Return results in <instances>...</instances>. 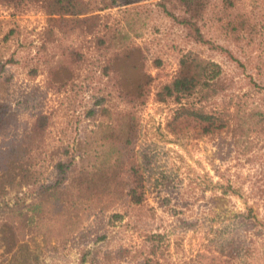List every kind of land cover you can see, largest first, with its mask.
Masks as SVG:
<instances>
[{"label":"rangeland","instance_id":"1","mask_svg":"<svg viewBox=\"0 0 264 264\" xmlns=\"http://www.w3.org/2000/svg\"><path fill=\"white\" fill-rule=\"evenodd\" d=\"M47 2L0 0V101L10 114L0 127V151L8 152L3 141L27 135V129L37 134L30 128L37 122L32 114L49 116L33 144L30 181L0 155V212L15 209L28 218L27 205L44 199L38 188L51 181L55 163L66 155L77 170L73 184L54 191L55 210L38 228H56L55 212L60 217L69 207L80 210L72 199L81 192L100 193L95 185L102 176L83 166L94 160L80 157L99 118L85 114L102 94L116 102L113 114L129 111L113 90L108 94L99 65L97 37L109 44L112 34L121 33L141 49L151 78L143 104L133 111L140 203L119 197L106 210L89 205V215L65 241L53 236L60 232L33 230L16 259L0 249V264H264V0H205L188 11L178 0H116L72 27L58 23L62 17L50 15ZM189 11L197 14L190 26L181 23ZM92 16L100 20L92 22ZM64 49L79 57L77 64L57 65ZM186 54L221 69L216 93L197 89L180 103L191 113L211 115L212 126L181 114L174 99L156 101ZM254 110L263 116L261 125L240 135L247 129L238 119ZM81 181L79 192L74 185Z\"/></svg>","mask_w":264,"mask_h":264},{"label":"trees","instance_id":"2","mask_svg":"<svg viewBox=\"0 0 264 264\" xmlns=\"http://www.w3.org/2000/svg\"><path fill=\"white\" fill-rule=\"evenodd\" d=\"M115 1L111 0L110 4L105 2L99 4L98 2H85L83 0H48L46 5L50 15L62 17L57 21L58 23L61 22L64 23L63 26L72 27L73 25H77V23L83 22L79 17L103 10L111 6ZM178 1H180L187 11L192 6H195V8L196 5L201 7L202 3L205 2V0ZM189 13L190 16H185L181 23H189L190 26L197 14L192 11H189ZM95 18H97L96 21L100 20L99 17L94 16L90 19L93 22ZM58 27L62 28L59 24ZM232 31L238 33L239 29L236 25H233ZM104 39L101 36L97 37V43H99V46L101 45L99 50V65L102 77L106 78L105 87L109 88V95L113 94L111 92L113 90L115 97H117L121 104L127 106L129 111L124 116L120 113L113 114L112 107L114 106L113 103L116 102L106 97V94H102L100 98H96L93 101L92 107L85 114L87 118H99L98 124L95 125V130L90 131L85 136L87 138L84 141L85 150L80 154V157L83 159V155L85 154L87 161L91 158L94 160L90 166H83L84 168L90 167L95 173L102 176L101 184L98 185L96 183L95 185L96 191L100 193L91 197L89 191H83L82 188H79L82 181L78 184L75 183V188L79 192H83L77 196V199H70L75 204H80L83 207L80 210L75 209V206L74 208L69 207L60 217L56 212L53 213L54 216L56 215L57 218H60V220L55 219L60 223L54 229L50 226L43 231L38 228L37 224L41 221L45 222L46 218H49L50 213L55 210L56 193L54 191L62 189L68 183L73 184L71 179L77 170L75 167H72L73 162L66 155L65 160H59L55 163L51 181L40 185L39 188L37 187V195H41L44 199L27 205V212L30 213L28 218L25 219L20 213H16L17 210L15 209H9L8 211L5 209L0 212V249H2V256L9 255L11 258L16 259L17 251H20L28 244L26 238L30 237L33 230H36V232L42 231L43 236L46 235V231L48 234L60 232L58 235L53 236L61 242L65 241L74 232L75 228L79 224H82L84 215L87 212V206L89 205L101 206V210H106L107 204H113L116 198L119 197L131 204L140 203L141 195L139 193L141 192L143 183L142 173L133 160L131 147L136 130V119L133 111L137 106L143 104L145 90L151 78L144 71V57L141 49L132 47L130 41H128L123 33L112 34L109 44L105 43ZM120 47L121 49L117 50ZM57 57V65L58 61L62 62L64 60H71L69 65L73 64V60L77 64L79 58L77 55H74L72 50L65 49L64 51L60 50ZM69 69L70 67H65L66 71H69ZM220 75L221 69L217 64L205 62V60L199 59L192 54H186L179 61L178 72L173 81L157 91L155 95L156 101L164 103L168 99H174L176 103L180 104L183 97L196 94L197 89L202 93L205 89L207 90V92L204 91L205 94L211 96L217 92L216 90L220 89L218 83ZM67 76L69 78L70 74L68 73ZM180 111L181 114L192 115L199 122L200 126L201 124H206L209 127L208 125L212 126L214 124L211 115L191 113L190 109H187L185 105H181ZM9 119L8 107L0 101V127L6 125ZM97 119L96 121L94 119V121L97 122ZM102 119L104 121H101ZM31 120H37L36 124L30 127H35V131H38L37 134L27 132L28 129H24L25 131H23L27 135L22 134L21 137L18 136L17 138H10L9 141H3L2 143L6 145L3 149L8 150V152L0 151V155L7 160L8 165L12 169H18L22 179L28 178L29 181L32 178L29 171L31 166L29 162L31 160L33 144L35 145L37 135L47 125L49 116L32 114ZM262 121L263 116L260 114L257 116L255 110L245 115V119L239 118L240 127L247 129H239L240 135L246 134L249 131L248 129L252 128L253 123L254 127H258ZM207 127H202V129L205 130ZM4 171L10 173L9 167H5ZM1 177H3L2 173ZM89 186L94 189L92 185L89 184ZM90 187L87 190H90ZM107 199H110V201L106 202ZM49 204L53 209L43 210ZM72 205L74 204L72 203L70 206ZM89 212L90 208L88 209L87 216ZM63 230L65 231L63 232ZM15 259H11V261H17Z\"/></svg>","mask_w":264,"mask_h":264}]
</instances>
